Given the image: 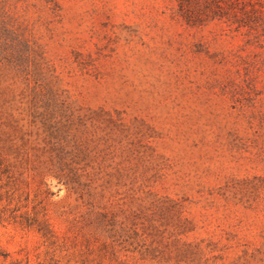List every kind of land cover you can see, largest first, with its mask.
<instances>
[{"label": "rangeland", "instance_id": "1", "mask_svg": "<svg viewBox=\"0 0 264 264\" xmlns=\"http://www.w3.org/2000/svg\"><path fill=\"white\" fill-rule=\"evenodd\" d=\"M0 264H264V38L0 0Z\"/></svg>", "mask_w": 264, "mask_h": 264}, {"label": "trees", "instance_id": "2", "mask_svg": "<svg viewBox=\"0 0 264 264\" xmlns=\"http://www.w3.org/2000/svg\"><path fill=\"white\" fill-rule=\"evenodd\" d=\"M182 21L197 27L212 21L250 38H264V0H177Z\"/></svg>", "mask_w": 264, "mask_h": 264}]
</instances>
